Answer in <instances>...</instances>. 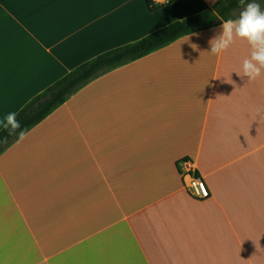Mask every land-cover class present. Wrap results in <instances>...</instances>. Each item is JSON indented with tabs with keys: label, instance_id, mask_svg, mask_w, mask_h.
Wrapping results in <instances>:
<instances>
[{
	"label": "crops",
	"instance_id": "obj_1",
	"mask_svg": "<svg viewBox=\"0 0 264 264\" xmlns=\"http://www.w3.org/2000/svg\"><path fill=\"white\" fill-rule=\"evenodd\" d=\"M148 1L0 0V121L218 0ZM221 26L100 76L0 156V264H264V69L243 75L240 39L210 54Z\"/></svg>",
	"mask_w": 264,
	"mask_h": 264
},
{
	"label": "trees",
	"instance_id": "obj_2",
	"mask_svg": "<svg viewBox=\"0 0 264 264\" xmlns=\"http://www.w3.org/2000/svg\"><path fill=\"white\" fill-rule=\"evenodd\" d=\"M251 2L253 0H244L243 4L240 0H218L212 4L211 8L200 14L175 21L134 43L104 52L75 67L70 73L31 99L17 113L16 118L21 128L28 133L64 105L80 89L100 76L148 56L185 36L218 27L229 19H238L240 11ZM152 3L149 0L147 4L150 11L154 12L157 8ZM4 137H7L6 142ZM18 140V135L8 136L7 132L1 129L0 156Z\"/></svg>",
	"mask_w": 264,
	"mask_h": 264
},
{
	"label": "clouds",
	"instance_id": "obj_3",
	"mask_svg": "<svg viewBox=\"0 0 264 264\" xmlns=\"http://www.w3.org/2000/svg\"><path fill=\"white\" fill-rule=\"evenodd\" d=\"M214 3L215 0H212ZM241 4L244 0H240ZM222 32L209 41L212 55H220L225 52L235 39L247 41L251 48L249 58L243 61V75L250 81L256 80L264 69V11L261 10L260 4L253 2L248 3L246 8L241 12L236 20H227L222 24ZM186 40L189 37H185ZM17 113L11 112L6 114L0 121V127L7 132L8 136L18 135L20 140L26 136V130L21 128L19 120L16 118ZM6 142L7 137L3 138Z\"/></svg>",
	"mask_w": 264,
	"mask_h": 264
},
{
	"label": "built area",
	"instance_id": "obj_4",
	"mask_svg": "<svg viewBox=\"0 0 264 264\" xmlns=\"http://www.w3.org/2000/svg\"><path fill=\"white\" fill-rule=\"evenodd\" d=\"M153 1L158 2L161 0ZM178 169H180L183 188L191 197L196 199H206L209 197V192L205 181L202 178L196 176L193 164L190 161H182L179 163Z\"/></svg>",
	"mask_w": 264,
	"mask_h": 264
},
{
	"label": "rangeland",
	"instance_id": "obj_5",
	"mask_svg": "<svg viewBox=\"0 0 264 264\" xmlns=\"http://www.w3.org/2000/svg\"><path fill=\"white\" fill-rule=\"evenodd\" d=\"M256 3L260 4L261 10L264 11V0H257Z\"/></svg>",
	"mask_w": 264,
	"mask_h": 264
}]
</instances>
